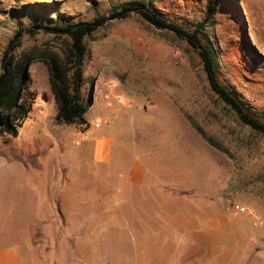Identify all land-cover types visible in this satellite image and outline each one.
<instances>
[{
	"label": "rangeland",
	"instance_id": "obj_1",
	"mask_svg": "<svg viewBox=\"0 0 264 264\" xmlns=\"http://www.w3.org/2000/svg\"><path fill=\"white\" fill-rule=\"evenodd\" d=\"M127 1L134 0H0V59L15 33L28 28L34 33L21 35L15 56L61 55L67 39L35 30V23L53 27L62 21L90 22ZM145 1L186 31L204 21L209 2ZM200 38L214 49L218 82L264 123V0H221ZM84 47L82 94L89 100L94 85L92 102L96 92L98 107L108 105L116 115L110 129L138 142L148 167L145 191L129 193L137 204L124 205L114 200L113 186L109 218L73 216V232L78 233L73 236L43 235L37 228L25 236L14 228L16 217L27 214L19 187L33 188L25 171L37 170L41 153L26 156L11 150L18 141L0 133V249L30 239V250L20 251L25 261L264 264V136L243 126L213 94L197 52L184 39L135 14L106 23L85 39ZM28 74L31 113L22 125L36 117L48 120L54 113L44 104L49 99L47 67L35 63ZM50 120L51 128L61 132L56 119ZM66 138L70 148L62 161L73 163V136ZM19 170L24 171L23 182L11 174ZM93 191L83 184L77 192L73 188V198L83 200L77 207L85 209L90 204L85 198L100 196ZM94 205L95 211L101 210ZM89 223L93 235L85 228ZM43 242L59 246L44 250L39 246ZM89 242L94 250L86 249ZM61 244H76L77 249L67 251Z\"/></svg>",
	"mask_w": 264,
	"mask_h": 264
},
{
	"label": "crops",
	"instance_id": "obj_2",
	"mask_svg": "<svg viewBox=\"0 0 264 264\" xmlns=\"http://www.w3.org/2000/svg\"><path fill=\"white\" fill-rule=\"evenodd\" d=\"M48 96L49 99H46L44 104L49 110H54L51 116L47 114L49 115L48 120L36 117L34 121L22 125L19 128L21 132L18 129L15 138L6 135L18 141V147L11 150L19 151L26 156L41 153L37 170L25 171L28 179L24 177V171L11 173L21 182L25 178L33 183L32 189L22 190L18 186L23 193L21 204L25 205L27 214L16 217L14 228L25 236L31 234L32 229L35 228L40 229L39 234L43 235L52 232L73 236V234H78L77 231L73 232V216L86 220L109 218L110 190L113 186L117 193L114 200L124 205L128 201L137 204L136 196L134 195V198L129 200L128 195L136 191H145L149 177L148 167L142 153L138 151V142L135 141L134 136H124L123 132L110 129L109 123L116 115L114 116L113 108L108 105L102 103L100 108L98 107L96 92L84 116L85 123L63 125L56 120L55 125L57 129L60 127L61 132L51 128L50 119L51 117L56 119V106L50 88ZM71 135L73 136V155L71 156L73 163L69 161L63 163V153L70 148L66 137ZM53 156L54 160L51 162ZM17 180L12 183L13 186H17ZM82 184L85 189L92 191L95 189L96 193H101L96 200L92 196L85 198L86 203H90L85 209L81 206L77 207L78 204H82L83 200L73 198V188L77 192ZM95 203L101 207L100 211L99 209L94 210ZM85 226L86 230L89 229L87 233L93 235L92 223L85 224ZM30 242L29 239L20 244L1 248L0 264H73V261L65 259L60 262L52 260L51 263L46 258L45 260H23L20 251L30 250L27 246L31 244ZM93 244L92 242L86 244V249L94 250ZM61 245L67 251L77 249L76 244L74 246ZM39 246H42L41 249L52 251L57 249L59 244L43 242Z\"/></svg>",
	"mask_w": 264,
	"mask_h": 264
},
{
	"label": "trees",
	"instance_id": "obj_3",
	"mask_svg": "<svg viewBox=\"0 0 264 264\" xmlns=\"http://www.w3.org/2000/svg\"><path fill=\"white\" fill-rule=\"evenodd\" d=\"M221 0H209L203 22L192 31L161 17L145 0L127 1L113 7L107 16H99L90 22L49 27L41 22L33 29L42 30L67 39V46L61 55L33 54L23 52L15 56L22 34H33L31 28L19 29L8 43L0 59V133L15 138L18 129L31 112V101L27 100L26 90L29 82V68L35 63L47 67L51 95L56 106V120L63 125L84 124V116L90 108V99L83 96V61L85 39L91 38L100 28L110 21H123L131 14L157 29L167 30L184 39L197 52L207 83L213 94L223 102L237 117L238 121L255 134L264 136V123L247 112L232 94L217 80L215 71V52L208 40L200 38L208 23L216 14ZM210 143V142H209ZM213 145V144H212ZM217 147V146H215Z\"/></svg>",
	"mask_w": 264,
	"mask_h": 264
},
{
	"label": "water",
	"instance_id": "obj_4",
	"mask_svg": "<svg viewBox=\"0 0 264 264\" xmlns=\"http://www.w3.org/2000/svg\"><path fill=\"white\" fill-rule=\"evenodd\" d=\"M93 87H94V85H92L91 90H90V95H89L90 105L92 104V97H91V94H92V92H93Z\"/></svg>",
	"mask_w": 264,
	"mask_h": 264
}]
</instances>
